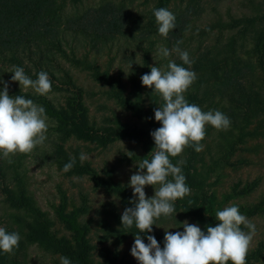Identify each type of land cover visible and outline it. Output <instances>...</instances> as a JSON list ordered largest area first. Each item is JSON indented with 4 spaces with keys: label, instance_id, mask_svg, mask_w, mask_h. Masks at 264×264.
Listing matches in <instances>:
<instances>
[{
    "label": "trees",
    "instance_id": "obj_1",
    "mask_svg": "<svg viewBox=\"0 0 264 264\" xmlns=\"http://www.w3.org/2000/svg\"><path fill=\"white\" fill-rule=\"evenodd\" d=\"M82 0H0V75L11 76L13 66H21L32 79L36 73L46 71L52 82L51 92L63 93V101L55 96H40L31 89H20L19 85L11 88L12 95H22L42 105L51 120L48 129L49 147L44 156L60 170L75 158V164L67 171L68 175H87L97 189H103L108 195L119 200V207L114 201L104 202L99 223L104 234L100 239L114 238L120 243L138 233L134 226L126 228L121 225L120 216L126 207H131L132 191L128 185L114 179L111 169L98 170L89 162L79 159L82 150L79 147L68 148L67 141L72 138L96 143L106 147L115 140L129 138L142 144L145 158H150L154 141L150 131L159 127L154 119L153 109L159 107V96L148 86L141 84L140 77L150 72V48H146L141 76L130 78L132 90L127 92L120 76L110 70L102 69L88 57H78L68 52L65 46L66 34L79 36L93 48L100 50L105 45L118 39L127 38L141 45L152 44V36L157 26L153 9L164 7L171 11L175 0H155L150 10L134 14L129 7L132 0H105L97 5L68 13V5L77 6ZM148 1V0H146ZM185 3L184 9L176 11V28L168 34V40L176 46L182 43L190 23L197 14L202 0H179ZM221 29L235 30L223 44L209 46L199 53L190 55L194 61L191 69L197 79L186 91L185 98L189 103L199 105L202 111L219 110L231 119V127L224 133V159L236 150L238 141L246 134L257 132L245 131L256 118L264 116V85L257 79V70L264 69V10L254 15L232 17L220 24ZM250 43L246 53L241 48ZM87 70L90 77L106 86L104 92L121 108L130 111L141 119L140 125H129L119 119L114 124L106 117L98 124L93 121L89 107L85 102L83 88L73 79L61 60ZM177 64L182 61L177 57ZM184 67H188L184 65ZM159 103V104H158ZM210 125L205 126L204 144L213 133ZM154 151V149H153ZM173 164L183 161L182 171L191 193L175 202V210L189 215L202 230L208 225L215 226L216 198L209 189L208 169L205 155L186 146L183 153L170 157ZM215 162L218 158L214 159ZM8 204L19 210L14 214L17 224L9 226L7 231H16L21 239L19 246L12 254L0 255V264H19V254L28 244H37L55 253H61L71 259L72 264H93L90 233L93 218L87 217L90 212L88 198L81 195V203L70 208L67 196L63 194L61 203L55 207V213L70 231V235H57L53 230V221L48 213L42 210L34 197L29 193L24 178L19 172L14 174L13 182L3 188ZM254 213L264 212V197L254 204ZM158 242L164 233L153 227ZM147 242L146 237L141 233ZM161 246H163L161 244ZM264 258V243L248 250L246 264H254ZM230 264V262H229Z\"/></svg>",
    "mask_w": 264,
    "mask_h": 264
},
{
    "label": "rangeland",
    "instance_id": "obj_2",
    "mask_svg": "<svg viewBox=\"0 0 264 264\" xmlns=\"http://www.w3.org/2000/svg\"><path fill=\"white\" fill-rule=\"evenodd\" d=\"M102 1L105 0H82L77 6L68 5V13L76 10L82 11ZM154 4L155 0H132L129 2V7L134 14H139L150 10ZM185 6L184 2L175 0L171 5V12L175 13L184 9ZM260 9L264 10V0H202L197 14H194L189 29L185 33L181 49L195 55L206 45L223 44L235 32V30L221 29L220 24L224 23V20L229 21L232 17L245 14L254 15L260 12ZM66 36L65 46L68 52H74L78 57L86 56L99 64L102 69H108L115 76H120L127 92L132 90L130 78L135 74L138 77L141 76L146 48H150L151 66L156 65L166 69L168 60L175 61L178 57L175 53L167 59L158 57V47L172 49L175 45L168 40V36L167 38L160 36L157 29L152 36L151 46L149 43L138 45L127 38H122L110 42L100 50L93 48L79 36L71 33ZM249 49L250 43L240 50L247 53ZM61 62L70 71L73 79L83 88L85 102L93 121L101 124L108 117L111 119L109 124H114L116 119L129 125L141 124V119L108 98L104 92L106 86L94 81L87 70H82L64 59ZM0 77L5 81H10L11 76L4 74ZM257 79L264 85V69L257 70ZM16 85H19L18 82L10 81L9 95H12L10 90ZM49 95L59 98L61 102L64 99L61 92H51ZM161 102L163 101L159 98V103ZM49 122L51 126L50 119ZM254 130L257 134H246L242 141L237 142L236 150L226 159L223 157L224 150L220 146L224 143L222 130L214 129L212 135L208 136L203 144L209 175L208 187L215 194L216 208L223 209L230 204H237L240 212L255 224L256 231L250 242L249 250L258 246L260 242L264 243V212L254 213L253 211L254 204L264 197V116L254 119L245 129V131ZM66 146L68 148L79 147L87 156L85 161L98 170L111 169L114 179L126 185H128L130 176L137 170V163L145 156L142 144L129 138L115 140L106 147L72 138L67 141ZM48 147L47 135L45 143L36 146L29 153H16L7 158H0V227L5 229L9 226L17 227L14 214L19 213V210L8 204L3 188L6 184L13 182L14 174L19 172L37 205L52 219L53 230L59 236L70 235V231L55 213V207L61 203L63 194L67 196L70 208L81 203L82 194L87 196L90 206L87 217L93 218L90 233L91 243L94 245L91 252L93 264H138L130 254L134 236L120 243H116L112 237L106 240L100 239V236L104 234L103 227L99 223L102 204L114 201L119 207L118 198L108 195L103 189L95 188L87 175H68L60 170L44 156L43 151ZM216 158H218L217 162L214 160ZM129 188L132 191L131 187ZM145 192L147 196H151L154 194V188L150 185L145 186ZM175 212H177L176 215ZM175 212L169 217L161 216L155 220L156 225L152 227L165 233V230L170 232L183 230L181 222L185 220L198 224L189 215L181 211L175 210ZM241 227L245 232L248 231L243 225ZM60 256L64 255L34 243L26 245L18 258L19 264H60ZM254 264H264V258Z\"/></svg>",
    "mask_w": 264,
    "mask_h": 264
},
{
    "label": "clouds",
    "instance_id": "obj_3",
    "mask_svg": "<svg viewBox=\"0 0 264 264\" xmlns=\"http://www.w3.org/2000/svg\"><path fill=\"white\" fill-rule=\"evenodd\" d=\"M153 16L157 33L167 38L169 32L176 28L175 14L160 7L153 9ZM181 43L177 41L172 49L158 47L157 55L167 59L175 53L182 64L169 59L166 69L150 65V72L140 77L141 84L151 88L163 103L153 109L154 119L160 125L150 131L154 151L149 152L150 158L137 163V170L129 178L132 206L123 210L121 225L126 228L134 226L139 230L130 247V254L138 264H246L256 227L240 212L237 204L217 209L214 218L218 223L208 225L206 231L198 224L185 220L181 222L183 230H165L161 242L151 234L155 220L171 216L175 212V202L191 193L182 171L183 161L173 164L170 157L178 156L186 146L193 147L196 152L202 151L203 144L200 142L205 137L206 125L222 131L231 127L230 117L223 112L215 109L202 111L199 105L186 100L184 94L197 76L191 69L194 61L187 50L179 47ZM10 73V81L18 82L20 89H31L40 96H47L51 91L52 82L46 71L36 73L35 79L27 75L21 66H13ZM10 81L0 77V158L29 153L44 144L50 127L42 105L22 95H9ZM79 159L85 161L86 154L80 153ZM74 164L75 158H70L63 171H69ZM148 185L154 188L151 196L145 192ZM241 225L248 231L245 232ZM20 239L18 232L0 227V255L12 254ZM59 261L60 264H72L67 256H60Z\"/></svg>",
    "mask_w": 264,
    "mask_h": 264
}]
</instances>
